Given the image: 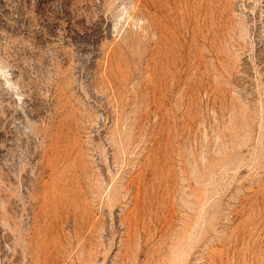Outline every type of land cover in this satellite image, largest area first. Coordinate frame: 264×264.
<instances>
[{
    "label": "rangeland",
    "instance_id": "374dc122",
    "mask_svg": "<svg viewBox=\"0 0 264 264\" xmlns=\"http://www.w3.org/2000/svg\"><path fill=\"white\" fill-rule=\"evenodd\" d=\"M0 264H264V0H0Z\"/></svg>",
    "mask_w": 264,
    "mask_h": 264
}]
</instances>
